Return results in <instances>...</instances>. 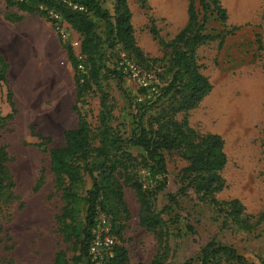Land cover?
<instances>
[{
  "label": "rangeland",
  "instance_id": "374dc122",
  "mask_svg": "<svg viewBox=\"0 0 264 264\" xmlns=\"http://www.w3.org/2000/svg\"><path fill=\"white\" fill-rule=\"evenodd\" d=\"M219 1L228 15L227 29L224 31L218 17L213 14L209 16L205 34H223V42L220 45L219 39L212 41L197 52L200 72L209 80L211 91L198 108L177 119L186 118L198 133H213L222 138L227 165L223 172L225 188L217 198L221 202L238 200L244 207L241 219L250 227L245 229L231 219L223 225L225 215L199 203L189 190L186 196H179V210L170 214L165 211L163 215L169 229L164 264H199L200 250L211 241L233 249L241 258L231 264H264V0ZM187 2L128 0L134 38L146 58H162L164 50L151 31L154 28L159 38L171 41L186 24ZM100 4L113 16V0H100ZM197 10L201 16V8L197 6ZM15 17H21V21L13 22ZM92 20L97 33L104 37L103 22ZM55 24L47 18L18 11L16 7H7L6 0H0V53L9 65L8 80L16 109L12 120L0 127V146L5 147L8 153L16 196L7 209H0L1 264H50L53 259L58 248L54 216L59 211L60 202L51 185L48 152L61 147L63 132L76 126L78 116L73 107L94 124L100 110L101 95L105 94L111 107L110 124L127 138L132 129V117L126 95L137 104H149L156 100L165 86L162 79L164 70L160 65L145 70L117 46L110 53L111 63L107 68L121 72L122 86L102 69L99 85L93 86L76 103L73 79L79 73L77 67L75 70L68 63L66 48L70 41L79 37L61 20L59 26L68 36L63 42L54 28ZM231 30H234L231 35L226 36L225 32ZM39 47L41 53L36 56L48 60L49 67L53 71L59 69L64 77V83L59 87L65 93L62 114L54 113L55 102L49 93L43 94L44 91L35 85L36 77L32 70L28 69L24 76V91L20 87V66L27 54L34 56ZM128 65L151 74L157 83L158 94L147 97L130 77ZM155 111L156 108H152L149 114ZM9 112L3 88L0 92V115L5 116ZM130 152L143 155L137 149L131 148ZM183 167L185 162L177 155H166V186L157 198L158 210L167 205V194H176ZM139 177L146 186H154L162 180L148 168L142 169ZM88 186L87 182L86 188ZM123 192L130 221L123 233L122 245L131 263L149 264L160 253L159 244L138 224L139 207L134 191L125 187ZM102 218H97L92 236H101L108 231L114 245L117 244V239L109 232L108 221L105 219L102 223Z\"/></svg>",
  "mask_w": 264,
  "mask_h": 264
},
{
  "label": "trees",
  "instance_id": "16d2710c",
  "mask_svg": "<svg viewBox=\"0 0 264 264\" xmlns=\"http://www.w3.org/2000/svg\"><path fill=\"white\" fill-rule=\"evenodd\" d=\"M68 3L83 6L85 11H73ZM6 5L30 16L47 18L51 24L54 22L48 11H53L78 35L87 74H77L73 79L76 103L93 86L99 85L102 69L122 86L121 72L107 68L111 63L110 53L117 46L137 66L150 70L160 65L164 70L162 79L165 86L153 102L137 104L126 95L132 117V129L127 138L110 124L111 107L105 94L101 95L100 110L94 124L73 107L78 116L76 126L63 132L61 147L48 152L51 185L60 202L59 211L54 216L58 248L50 264H133L122 245L123 233L130 221L124 200L125 187L132 189L137 198L139 226L152 234L159 244L160 253L149 264H164L169 229L163 215L165 211L170 214L179 210V196H186L189 190L199 203L225 215L223 225L231 219L245 229L250 227L241 219L244 207L238 200L221 202L217 198V194L225 188L223 172L227 165L222 138L213 133H198L190 127L186 118L177 119L198 108L211 91L209 80L200 72L197 52L212 41L219 39L220 45L223 42V34H205V26L213 14L218 17L224 31L227 29L228 15L219 0H188L186 24L171 41L159 38L153 28L151 32L164 50L160 59L146 58L137 46L128 0H113V16L101 8L100 0H6ZM197 6L201 8V16ZM92 18L103 22L104 37L97 33ZM14 19L13 22L21 21V17ZM234 30L226 31V36ZM66 52L68 63L76 70L72 48L67 46ZM8 74L9 65L0 53V92L5 88L10 109L9 114L0 115V127H4L16 114ZM122 91L125 93L123 88ZM152 108L156 111L150 115ZM131 148L140 150L143 155L133 154ZM170 154L177 155L185 162V167L180 171V187L176 194H167V205L158 210L157 198L166 186V155ZM8 164L6 148L0 146V209H7L16 200L15 180ZM145 168L162 177V180L154 186L144 185L139 172ZM87 182L89 186L86 188ZM99 216L108 221L109 232L118 243L113 246L110 257L92 260L89 248L93 240L92 230ZM240 259L233 249L211 241L200 250L198 262L231 264Z\"/></svg>",
  "mask_w": 264,
  "mask_h": 264
},
{
  "label": "built area",
  "instance_id": "2783aa9c",
  "mask_svg": "<svg viewBox=\"0 0 264 264\" xmlns=\"http://www.w3.org/2000/svg\"><path fill=\"white\" fill-rule=\"evenodd\" d=\"M81 1H88V0H81ZM68 5L73 11H77V12L85 11L83 6L72 5L71 3H68ZM48 15L56 23L54 25V28L58 32L60 39L63 42H66L68 39V36L67 34L64 33V30H61L59 26V23L62 20L61 17L53 11H48ZM69 45L75 51L74 57L77 62L78 73L82 76H86L87 69L85 68L83 64V57L80 54L79 38L73 39L72 41H70ZM128 69H129L130 77L134 81H136L137 84L145 91V93L147 94V97H150V96L152 97L158 94L157 83L155 82V79L153 78L151 74L140 72V70L134 65H128ZM82 82H83V79L81 80V83ZM101 222L105 223V219L102 218ZM113 246H114V240L108 234V231L105 232L101 236H93V240L89 248V255L95 260L96 259L102 260L103 258L110 257L112 255Z\"/></svg>",
  "mask_w": 264,
  "mask_h": 264
},
{
  "label": "bare ground",
  "instance_id": "6f19581e",
  "mask_svg": "<svg viewBox=\"0 0 264 264\" xmlns=\"http://www.w3.org/2000/svg\"><path fill=\"white\" fill-rule=\"evenodd\" d=\"M35 51L38 53L35 54V52H33L35 54L34 56L27 54L25 61H23V64L20 66L21 71H19L18 75L20 87L22 91H24V76L27 74L28 69L32 70L36 77L35 85H38V88L44 91L43 94L49 93L53 102H55L53 109L54 113L62 114L63 103L65 101L64 89L59 88L64 83L62 72L59 69L53 71V68L49 67L48 60L44 61L41 56H36L41 53L40 47Z\"/></svg>",
  "mask_w": 264,
  "mask_h": 264
}]
</instances>
